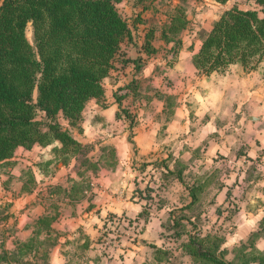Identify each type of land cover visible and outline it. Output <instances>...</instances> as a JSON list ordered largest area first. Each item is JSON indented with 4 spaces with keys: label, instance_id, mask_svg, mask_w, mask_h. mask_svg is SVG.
<instances>
[{
    "label": "crops",
    "instance_id": "1",
    "mask_svg": "<svg viewBox=\"0 0 264 264\" xmlns=\"http://www.w3.org/2000/svg\"><path fill=\"white\" fill-rule=\"evenodd\" d=\"M158 2L119 3L131 23L141 21L123 44L129 61L116 62L104 96L88 102L81 129H72L87 152L63 163L54 152L59 141L20 146L0 165V253L28 240L43 215L54 216L52 235L40 236L54 242L43 264H212L189 250L193 237L205 248L217 241L226 261L243 245L264 251V58L254 68L233 63L201 74L193 56L202 39L191 29L181 47L166 42L152 8ZM170 2L169 21L181 8V0ZM205 11L210 20L211 8ZM223 12L213 22L185 14L209 32ZM134 80L136 92L119 91ZM123 92L133 124L117 101ZM84 183L75 194L74 184Z\"/></svg>",
    "mask_w": 264,
    "mask_h": 264
},
{
    "label": "trees",
    "instance_id": "2",
    "mask_svg": "<svg viewBox=\"0 0 264 264\" xmlns=\"http://www.w3.org/2000/svg\"><path fill=\"white\" fill-rule=\"evenodd\" d=\"M121 1L0 0V165H8L20 146L30 149L35 144L47 146L59 141L62 145L55 147L54 152L63 163L87 152L88 146L74 136L72 129H81L88 102L104 96V80L116 62L129 61L123 44L133 39L132 25L141 21L136 18L131 23L119 7ZM254 1L264 10V0ZM29 23L33 26V42L26 33ZM189 23L185 10L179 8L163 25L162 38L181 47L179 34L195 29ZM196 31L202 45L193 62L201 74L209 75L233 63L254 68L264 58V16L255 8L231 7L214 22L211 31ZM150 39L148 34L149 52ZM137 69H141L140 64ZM140 86L134 80L119 91L136 92ZM155 93L165 99L167 107L174 105L172 95L160 90ZM124 95H117V101L121 111L131 118L122 107ZM83 164L97 168L87 158ZM33 180L29 179L30 183ZM83 187L87 185L74 184V193ZM53 221L54 216L38 217L31 237L18 241L14 250L2 249L0 260L47 263L54 242L43 243L40 236L44 232L52 235ZM217 244L214 241L205 248L202 240L193 237L187 246L206 263L264 264V251L254 248L249 252L245 245L235 250L232 260L226 261L217 255Z\"/></svg>",
    "mask_w": 264,
    "mask_h": 264
},
{
    "label": "rangeland",
    "instance_id": "3",
    "mask_svg": "<svg viewBox=\"0 0 264 264\" xmlns=\"http://www.w3.org/2000/svg\"><path fill=\"white\" fill-rule=\"evenodd\" d=\"M170 1L171 0H159V2L156 3L155 6H152L153 11L156 12L155 14L156 15L160 14V16H161V18H157L155 16L158 20L157 24H160L161 26L164 25L165 23H168L170 16L172 14H174V12L176 11L175 7L169 5L172 3ZM179 5L181 8H183L186 11V13L188 12V14H192V16H194L195 14H197V16H200V14H201L202 17L200 16V18H202V20L205 22H207L209 20V18L207 17V15H203L202 13L206 12L205 10L207 9V7L211 8V11L213 14V15H210V20H209L210 22H213L214 14H220L223 10L224 11L228 10L234 6H238L241 8H255L258 10L260 16H264V10H263L262 6L260 4H258L257 2H255L254 0H230V1L226 2V4L223 7L220 5H217L215 2L212 3L211 1H207V0H201V1L197 0L193 3H191V0L190 1L187 0V2H185V3L180 2ZM122 8H123L122 9L123 13H125V15L129 16V14H132L131 11L129 9H127L126 6H124ZM204 16H206V19H203ZM199 23H200L199 21H193V19H192L191 23H189V26L197 29V25H199ZM26 33H27V36L30 39V41L33 42L34 41L33 26L31 23H29V25L27 26ZM180 36L182 37V33L179 34L178 37H180ZM148 87H149V85H148ZM2 186H4V184L0 185V187H2Z\"/></svg>",
    "mask_w": 264,
    "mask_h": 264
}]
</instances>
